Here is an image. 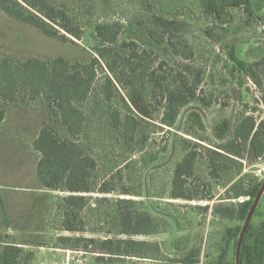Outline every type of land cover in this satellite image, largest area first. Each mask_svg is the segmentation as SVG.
Wrapping results in <instances>:
<instances>
[{
    "label": "rangeland",
    "instance_id": "1",
    "mask_svg": "<svg viewBox=\"0 0 264 264\" xmlns=\"http://www.w3.org/2000/svg\"><path fill=\"white\" fill-rule=\"evenodd\" d=\"M50 1L66 7L82 24L88 23L91 15V23L123 21L126 32L121 40H135L142 48L154 51L157 55L155 67L162 61L166 62L167 66L160 74L166 75L169 79L167 84L173 87L177 85L175 78L179 73L186 72L187 66L190 68L187 76L191 82L196 80L195 73L200 70L202 83L197 94L211 101V105L206 108L201 103H192L182 110L173 128L165 127L161 122L164 114L163 98L160 94L154 95L148 85L149 68L141 71L130 86H120L119 93H115L111 101L103 100L100 87L95 90L86 103L85 131L81 137V142L87 145L99 165L93 185L108 180L120 169L124 171L130 162V169L119 184L140 183L142 195L124 197L118 193L86 194L88 206L80 214L85 231L79 233L63 230L64 208L60 205V198L68 194L40 187L37 179L39 156L33 149V142L45 124L51 125L63 137H69L68 133L42 98L33 103L18 99L3 105L7 117L0 129V251L8 242L15 241L24 243L22 247L25 255L21 264H27L29 258V264H96L94 255L90 253L57 248L58 238L133 239L158 242L165 256L176 260L200 247V264H220L222 237L227 229L235 227L238 222L218 220L212 214V208L217 204H236L246 200L239 197L241 176L253 175L264 180V156L256 158L250 145H246L243 159L229 162L223 167L221 164L225 160L215 156L219 180L211 173L210 161L215 146L223 143L214 134L216 124L225 118L235 122L244 114L264 121V89L257 87L248 77H245L243 86L239 85L241 79L238 73L233 76V64L227 57V47L236 42L239 58L248 64L263 60L264 25L257 19L251 22L241 10H234L232 21L224 26L229 28V32L217 30L225 35L224 42L213 44L203 34V29L209 24L197 18V26L189 37L195 49V58L186 61L174 57L167 45L153 41L138 25L128 28V18L133 10L122 0ZM185 6L196 7L189 0H165L161 12L176 13ZM72 40L49 38L38 29L17 22L0 11V55L47 61L63 57L71 65L89 63L96 56L98 44L93 37V28L86 26L83 39ZM105 73L108 74V71L102 64L99 77H104ZM123 99L141 120L131 148L127 147L125 138L113 126V112L124 109ZM192 112L199 113L203 118L206 127L204 133L194 129L189 122ZM198 134L208 137L209 142L201 143V147L196 150L199 156L195 177L188 180L190 190L197 194V199L173 200L170 192L174 170L187 154L183 142H198ZM208 194L214 197L212 201L202 199ZM123 198L137 201L141 210L157 219L164 232L152 236L122 235L118 201ZM207 205L210 206L209 212L196 209ZM235 263L232 242L224 264ZM123 264L163 263L128 259Z\"/></svg>",
    "mask_w": 264,
    "mask_h": 264
},
{
    "label": "trees",
    "instance_id": "2",
    "mask_svg": "<svg viewBox=\"0 0 264 264\" xmlns=\"http://www.w3.org/2000/svg\"><path fill=\"white\" fill-rule=\"evenodd\" d=\"M122 1L133 10L128 18L130 24L128 28L138 25L153 41L167 45L174 57L186 61L195 58V49L189 37L193 28L197 26V18L209 24L203 29V34L213 44L224 42L225 35L217 30L229 32V28L224 26L232 21L234 10L239 9L249 21L257 19L264 25V14H259L264 13V0H189L196 7L185 6L186 8H181V11L170 14L161 12L165 0ZM0 11L17 22L38 29L52 39L80 41L85 35L86 26L93 28V37L98 45L95 48L96 56L89 63L78 62L71 65L63 57L47 61L0 55V129L7 117V110L3 105H9L18 99L33 103L42 98L46 102L69 137L59 135L49 124H45L40 130L33 142V149L39 156L37 179L42 189L61 190L68 194L60 198V205L64 208L63 230L71 233L84 232L80 214L88 206L86 194L118 193L124 197L142 195L140 183L119 184L124 175H127L130 162L126 164L124 171L120 169L108 180L93 185V178L99 165L87 145L81 142L85 131L86 103L93 92L100 87L103 100L111 101L114 94L119 93L120 86H130L141 71L149 68L148 85L154 91V95L160 94L163 98L164 114L161 122L165 127L173 128L182 110L190 104L197 102L206 108L211 105V101L200 98L197 94V89L202 83L201 71L195 73L196 80L191 82L187 76V70H190L187 66L186 72L179 73L175 78L176 87L167 84L169 81L167 76L160 74L167 66L166 62L162 61L155 67L157 55L154 51L142 48L135 40L122 41L126 24L120 20L91 23L90 18L93 16L91 12L89 22L82 24L66 7L57 6L50 0H0ZM186 17L192 19L188 20ZM237 51L236 42L227 47V57L233 64V76L238 73L241 79L239 85L243 86L245 77H248L257 87L264 89V59L248 64L239 58ZM102 64L105 65L108 74L105 73L101 78L99 67ZM123 102L124 109L113 112V126L125 138L127 147L131 148L141 120L134 115L132 108L124 99ZM189 122L194 129L203 133L206 131L199 113L192 112ZM214 134L223 142L215 146L210 161L212 176L217 180L220 174L215 156L225 160L221 164L222 167L229 162L243 159L246 145L251 146L256 158L264 156V121H257L254 116L244 114L235 122L225 118L215 125ZM197 140L196 143L189 140L183 142L187 154L174 170L170 192V198L173 200L197 199L195 196L197 194L190 190L188 180L195 177L196 161L199 156L196 150L201 147V143H208L209 138L198 134ZM241 181L239 197L246 200L236 204H217L212 208V214L218 220L238 222L235 227L227 229L222 237L220 264L226 262L232 242L236 256L243 226L264 183V180L253 175H243ZM202 199L212 201L214 197L208 194ZM196 209L209 212L210 206ZM118 210L122 235L152 236L164 232L157 219L151 213L141 210L135 200L120 199ZM58 242L57 248L94 255L96 264H123L128 259L150 260L163 264H200L202 254L201 248L198 247L176 260L165 256L160 243L147 240H96L62 236L58 238ZM23 244L8 242L0 251V264H21L25 255ZM29 262L30 258L27 264ZM241 264H264V196L246 233L241 251Z\"/></svg>",
    "mask_w": 264,
    "mask_h": 264
},
{
    "label": "water",
    "instance_id": "3",
    "mask_svg": "<svg viewBox=\"0 0 264 264\" xmlns=\"http://www.w3.org/2000/svg\"><path fill=\"white\" fill-rule=\"evenodd\" d=\"M263 195H264V183H263V186H262L258 196L256 197V199H255V201L253 203V206H252V208L250 210V213H249V215L247 217V220H246V222H245V224L243 226L242 232L240 234L238 245H237V249H236V264H241V251H242V246H243V243H244V239H245L246 233H247V231L249 229V226H250V224L252 222V219H253V217H254V215L256 213V210H257V208L259 206V203H260Z\"/></svg>",
    "mask_w": 264,
    "mask_h": 264
}]
</instances>
